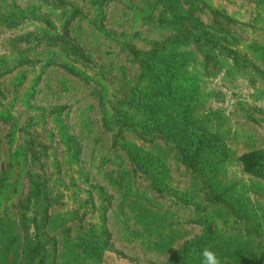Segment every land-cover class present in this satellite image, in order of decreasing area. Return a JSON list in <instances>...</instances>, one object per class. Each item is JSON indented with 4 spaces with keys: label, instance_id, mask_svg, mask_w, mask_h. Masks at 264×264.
Masks as SVG:
<instances>
[{
    "label": "rangeland",
    "instance_id": "374dc122",
    "mask_svg": "<svg viewBox=\"0 0 264 264\" xmlns=\"http://www.w3.org/2000/svg\"><path fill=\"white\" fill-rule=\"evenodd\" d=\"M205 248L264 264V0H0V264Z\"/></svg>",
    "mask_w": 264,
    "mask_h": 264
},
{
    "label": "trees",
    "instance_id": "16d2710c",
    "mask_svg": "<svg viewBox=\"0 0 264 264\" xmlns=\"http://www.w3.org/2000/svg\"><path fill=\"white\" fill-rule=\"evenodd\" d=\"M183 161L185 162V159H183ZM240 162H241V165L244 171L252 172L254 169V166L257 164L256 153L253 151L243 153L240 156Z\"/></svg>",
    "mask_w": 264,
    "mask_h": 264
},
{
    "label": "clouds",
    "instance_id": "9594fccd",
    "mask_svg": "<svg viewBox=\"0 0 264 264\" xmlns=\"http://www.w3.org/2000/svg\"><path fill=\"white\" fill-rule=\"evenodd\" d=\"M201 264H221L217 254L209 248H205L200 252Z\"/></svg>",
    "mask_w": 264,
    "mask_h": 264
}]
</instances>
